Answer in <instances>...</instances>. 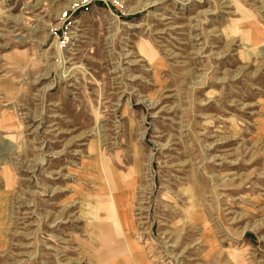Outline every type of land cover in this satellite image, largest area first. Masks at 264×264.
Returning <instances> with one entry per match:
<instances>
[{
	"label": "rangeland",
	"instance_id": "obj_1",
	"mask_svg": "<svg viewBox=\"0 0 264 264\" xmlns=\"http://www.w3.org/2000/svg\"><path fill=\"white\" fill-rule=\"evenodd\" d=\"M117 241L264 264V0H0V264Z\"/></svg>",
	"mask_w": 264,
	"mask_h": 264
},
{
	"label": "bare ground",
	"instance_id": "obj_2",
	"mask_svg": "<svg viewBox=\"0 0 264 264\" xmlns=\"http://www.w3.org/2000/svg\"><path fill=\"white\" fill-rule=\"evenodd\" d=\"M106 179H107V181H109V180L111 181L110 177H106ZM103 203H104V204H103L102 208H106V209H108L110 212H114V209L112 208V204H113V203H112V204H111V202L109 203L108 200H107V201H104ZM113 205H114V204H113ZM135 245H137L136 242H135ZM121 246H123V245L117 241V243H116L115 246H112L110 249H108V252H107V254H108L107 257H108V259H113L112 256H117L118 253H120L121 249H125L124 246H123L122 248H120ZM116 247H118V248H120V249H116ZM137 248H139L141 251H143L142 248H141L140 246H137ZM132 249H133V248H131L129 251H127V249H125V251H123V252L121 253V255L129 254V252L132 251ZM104 256H105V255H104ZM136 259H140V258H136Z\"/></svg>",
	"mask_w": 264,
	"mask_h": 264
},
{
	"label": "crops",
	"instance_id": "obj_3",
	"mask_svg": "<svg viewBox=\"0 0 264 264\" xmlns=\"http://www.w3.org/2000/svg\"><path fill=\"white\" fill-rule=\"evenodd\" d=\"M137 249H139V248H137ZM137 249L135 250V252L132 249V251H130L129 254H126L127 262L133 261L134 262L133 264H152L148 260L143 258V256L141 254H138V252H136V251H138ZM140 252H142V251H140ZM136 258H140V259H136Z\"/></svg>",
	"mask_w": 264,
	"mask_h": 264
},
{
	"label": "built area",
	"instance_id": "obj_4",
	"mask_svg": "<svg viewBox=\"0 0 264 264\" xmlns=\"http://www.w3.org/2000/svg\"><path fill=\"white\" fill-rule=\"evenodd\" d=\"M86 1H90V0H86Z\"/></svg>",
	"mask_w": 264,
	"mask_h": 264
}]
</instances>
